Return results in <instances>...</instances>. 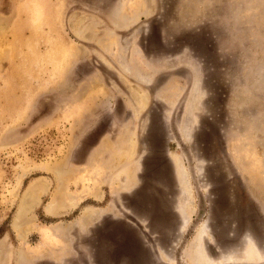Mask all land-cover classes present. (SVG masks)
Returning <instances> with one entry per match:
<instances>
[{
    "label": "rangeland",
    "instance_id": "rangeland-1",
    "mask_svg": "<svg viewBox=\"0 0 264 264\" xmlns=\"http://www.w3.org/2000/svg\"><path fill=\"white\" fill-rule=\"evenodd\" d=\"M0 264H264V0H0Z\"/></svg>",
    "mask_w": 264,
    "mask_h": 264
}]
</instances>
